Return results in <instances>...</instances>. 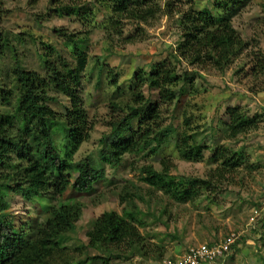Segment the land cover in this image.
Segmentation results:
<instances>
[{"label": "trees", "instance_id": "1", "mask_svg": "<svg viewBox=\"0 0 264 264\" xmlns=\"http://www.w3.org/2000/svg\"><path fill=\"white\" fill-rule=\"evenodd\" d=\"M247 1L221 0L216 4L218 12L214 14L208 9L195 10L193 0H91L90 4L82 5L77 0H52L47 13L57 18L73 17L85 26L88 19L95 18L100 11L107 17L105 22L98 21L106 38L110 42L113 38L120 39L124 45L143 41L141 25L160 17L171 19L178 16L180 42L177 54L173 56L176 62L183 59L192 66L209 65L222 71L246 48L230 23L231 17ZM124 21L134 26L132 34H124ZM58 32L56 29L55 33ZM24 36L35 45L39 42L29 34L19 33L12 39L9 35L0 34V60L6 52L11 53L10 76L14 80L19 110L27 120V131L30 132L29 141L22 134L15 135L8 118L0 116V264H60L68 254L61 247L62 239L74 231L80 217L78 206L59 203L61 196L68 187L77 193L92 192L94 184L104 176V166L115 169L126 155L154 156L176 131L172 124L164 125L161 115L172 106L174 114L176 109H180L183 94L179 88L186 82L190 83L195 73H184L181 77L170 64L156 63L150 65L148 71L137 68L130 83L124 85V81H119L117 69L95 65L94 91H99L102 80L107 89L109 132L100 140L96 161L88 157L73 162L72 156L89 140L93 129L83 99L87 66L85 38L80 37V32L64 37V44L70 49L69 56L74 60L72 64L53 61L54 56H59L56 48L42 43V51L37 50L40 52L37 57L42 76L41 72L23 67L24 63L18 56L23 52L19 49L30 44ZM256 55L251 73L254 77L264 78V53ZM145 88L157 93L155 101L144 97ZM53 93L68 101L59 113L48 105L54 101ZM190 110L186 107L181 112L182 130L176 131L177 155L184 161L201 162L205 159V152L209 153L206 160L214 164L215 169L206 179H197L171 175L169 160H162L159 170L151 165L139 168L137 171L147 188L143 190L135 185L131 190L126 188L119 195L123 206L121 214L104 212L95 220L87 233L88 246L107 256L89 260L108 264L110 260L138 256L159 261L164 255L163 247L149 242L140 233L139 228L145 227L146 220H143L136 201L145 203V197H156L155 193L159 192L179 204L192 202L204 191H222V187L215 186V183H232L241 174V166H249V158L242 150L209 147L197 141L198 128L190 129L193 116ZM226 115L225 133L229 140L256 130L262 118L260 115L248 117L238 107L228 108ZM34 122H37V130ZM211 132L209 136L213 140L215 131ZM54 133L60 136L58 146ZM130 166L135 167L133 163ZM72 172L77 174L73 182L69 175H65ZM237 180L238 185L243 183L242 179ZM10 191L18 193L26 202L35 199L48 201L51 208L43 221L27 223L17 230L11 220L2 218L8 210L5 194ZM263 201L264 193L260 204ZM165 210L160 214L163 215Z\"/></svg>", "mask_w": 264, "mask_h": 264}, {"label": "rangeland", "instance_id": "2", "mask_svg": "<svg viewBox=\"0 0 264 264\" xmlns=\"http://www.w3.org/2000/svg\"><path fill=\"white\" fill-rule=\"evenodd\" d=\"M51 1L0 0V34L9 35L12 39L14 35L24 33L38 40L35 45L24 36L30 44L25 49L20 48L19 51L23 52L18 56L24 63L23 67L39 73L41 71L37 55L40 52L37 53V50L42 51V43L56 48L59 56H54L53 61L72 64L74 60L70 58V49L63 39L69 33L77 35L79 32L80 37L85 38L87 66L83 80V99L88 121L93 129L89 140L72 156L73 162L88 157L96 161L101 148L100 140L109 132L107 89L102 80L99 91H94L97 72L95 65L102 64L117 69L120 74L119 81H124V85H127L137 68L148 71L150 65L162 62L175 67L176 73L181 77L184 73H195L191 84L186 82L179 88L183 94L180 109H176L174 114L172 106L168 112L161 115L164 125L172 124L176 131L182 130L181 112L190 107V112L193 113L190 129L198 128L197 141L209 147L225 146L242 150L249 158V166L245 168L243 164L239 169L241 174L233 179L232 183H215V186L222 187L225 191H204L194 201L183 204L176 203L159 192L155 193L156 197H145V203L137 200L136 206L142 213L143 220H146L145 227L139 228V231L149 242L163 247V258L157 261L151 257L145 259L132 256L127 260H110L108 264H161L165 258L182 255L187 248L220 243L228 235L237 233L244 237L243 241L235 249L233 246L227 256L214 264H264V206L260 204L261 195L264 193V78L254 77L251 73L256 63V54L264 53V0H248L245 6L231 17L230 24L244 41L246 48L222 71H217L209 65L192 66L183 59L176 62L173 56L177 54V45L180 42L178 16L171 19L160 17L158 20L149 21L145 26L141 25L143 41L124 45L120 39L113 38L110 42L106 38L99 22H105L107 17L100 11L95 18L88 19L85 26H81L73 17L48 16L47 9ZM90 1L77 0V3L90 4ZM220 1L193 0L194 9H208L216 14V4ZM123 23L124 34H132L134 26L125 21ZM56 29L58 34L55 33ZM84 30L85 34L82 33ZM12 64L11 53L6 52L0 60V116L8 118L15 135L22 134L27 140L30 132L27 131L28 122L18 107L14 80L10 76ZM41 74L44 76L42 72ZM143 95L152 101L157 99V93L147 88L143 90ZM51 96L54 101L48 105L53 111L59 113L68 105L65 97L55 93ZM126 99L128 98H124ZM230 107H238L248 117L262 116L256 130L229 140L225 126L228 121L226 110ZM212 130L215 131L213 140L209 136ZM176 131L154 156L145 158L141 155H126L115 169L105 165L104 176L94 184L92 192L77 193L71 187L66 189L59 203L78 206L80 217L75 223L74 231L67 233L62 239L61 247L66 249L68 254L60 264H101L99 261L89 260L106 254L102 255L100 251L88 246L87 233L104 212L121 214L123 206L120 205L119 195L126 188L131 190L132 185L143 190L147 188L137 171L142 166L151 165L159 170L160 162L169 160L171 175L197 179H206L215 169V165L206 160L209 154L206 152L205 159L201 162L180 159L177 155ZM54 139L58 146V133H54ZM131 163L135 167L130 166ZM65 175L70 176L71 182L77 176L74 172ZM237 179H242L243 183L238 185ZM5 196L8 210L2 218L11 220L17 230L27 223H41L51 208L44 199L26 202L18 193L12 191L6 192ZM164 209L166 212L161 215V210Z\"/></svg>", "mask_w": 264, "mask_h": 264}, {"label": "built area", "instance_id": "3", "mask_svg": "<svg viewBox=\"0 0 264 264\" xmlns=\"http://www.w3.org/2000/svg\"><path fill=\"white\" fill-rule=\"evenodd\" d=\"M264 206V201L262 202ZM240 233L228 235L220 243L200 244L196 247L187 248L182 255L175 258H165L161 264H214L230 253L236 244L242 241Z\"/></svg>", "mask_w": 264, "mask_h": 264}]
</instances>
